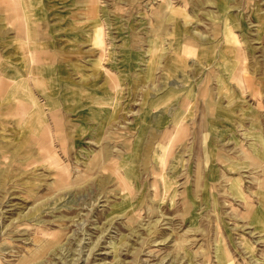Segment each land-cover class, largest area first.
Listing matches in <instances>:
<instances>
[{
  "label": "rangeland",
  "instance_id": "obj_1",
  "mask_svg": "<svg viewBox=\"0 0 264 264\" xmlns=\"http://www.w3.org/2000/svg\"><path fill=\"white\" fill-rule=\"evenodd\" d=\"M0 264H264V0H0Z\"/></svg>",
  "mask_w": 264,
  "mask_h": 264
}]
</instances>
